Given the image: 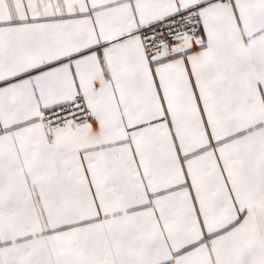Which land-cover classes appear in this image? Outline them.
<instances>
[{
  "label": "snow or ice",
  "instance_id": "obj_1",
  "mask_svg": "<svg viewBox=\"0 0 264 264\" xmlns=\"http://www.w3.org/2000/svg\"><path fill=\"white\" fill-rule=\"evenodd\" d=\"M0 264H264V0H0Z\"/></svg>",
  "mask_w": 264,
  "mask_h": 264
}]
</instances>
